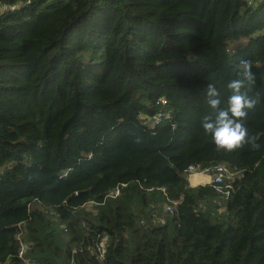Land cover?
<instances>
[{
    "label": "trees",
    "instance_id": "trees-1",
    "mask_svg": "<svg viewBox=\"0 0 264 264\" xmlns=\"http://www.w3.org/2000/svg\"><path fill=\"white\" fill-rule=\"evenodd\" d=\"M241 60L258 147L226 151L206 88L226 108ZM220 163L227 196L190 185ZM21 230L36 264H264V0H0V264Z\"/></svg>",
    "mask_w": 264,
    "mask_h": 264
},
{
    "label": "clouds",
    "instance_id": "clouds-1",
    "mask_svg": "<svg viewBox=\"0 0 264 264\" xmlns=\"http://www.w3.org/2000/svg\"><path fill=\"white\" fill-rule=\"evenodd\" d=\"M239 77L230 80L227 87L232 94L228 97L227 107L220 108L219 92L214 83L209 82L206 88L208 105L214 111L202 120V128L209 134L219 149L231 151L244 143H251L254 147L255 138L248 135L244 125L247 110L254 107L256 101L242 91L246 84L255 83V75L251 71L252 65L247 60H241L238 66ZM193 186V185H192ZM197 186V185H196Z\"/></svg>",
    "mask_w": 264,
    "mask_h": 264
},
{
    "label": "built area",
    "instance_id": "built-area-1",
    "mask_svg": "<svg viewBox=\"0 0 264 264\" xmlns=\"http://www.w3.org/2000/svg\"><path fill=\"white\" fill-rule=\"evenodd\" d=\"M28 4L29 1L25 2V4L23 3V6H26ZM17 8L18 4H13L9 7H6L7 10L11 11H14ZM158 103H162L165 105L167 101L165 99H161L158 101ZM168 118H170V113L168 111H159L151 117V126L155 127L156 125L162 123L165 119ZM185 173L188 175L190 185H193L191 183V179L194 176L199 175L202 179L198 182L199 184L203 183L202 181L207 179L208 182L206 184H214L219 190L225 193L226 196L232 191V189L234 188V182L240 175V172L238 170L232 168L231 166L225 163L213 164L206 167L198 164H190L185 169ZM126 185V183H123L115 187L113 190L109 191L107 197H117L121 193V189ZM160 189L162 190L165 196H168L165 187H160ZM176 204H178V201H171L168 199V201L164 204V210L173 213ZM19 227H21V224H19ZM17 240L19 242V250L17 256L20 258L23 264H36L32 259L26 257V251L28 249L29 243L24 240L22 230L18 233ZM104 248L105 242L103 239L98 245V251L101 257H103Z\"/></svg>",
    "mask_w": 264,
    "mask_h": 264
},
{
    "label": "crops",
    "instance_id": "crops-1",
    "mask_svg": "<svg viewBox=\"0 0 264 264\" xmlns=\"http://www.w3.org/2000/svg\"><path fill=\"white\" fill-rule=\"evenodd\" d=\"M198 180H202V179L201 178H198ZM202 182L203 183H201V184H199L198 182L196 184H194V182H193L192 184H193V186H196V185H204V184H206L208 182V180L206 179V180H203Z\"/></svg>",
    "mask_w": 264,
    "mask_h": 264
},
{
    "label": "bare ground",
    "instance_id": "bare-ground-1",
    "mask_svg": "<svg viewBox=\"0 0 264 264\" xmlns=\"http://www.w3.org/2000/svg\"><path fill=\"white\" fill-rule=\"evenodd\" d=\"M198 178H201V176H197L196 178H194L195 179V182L194 183H197V182H199L200 180H198Z\"/></svg>",
    "mask_w": 264,
    "mask_h": 264
},
{
    "label": "rangeland",
    "instance_id": "rangeland-1",
    "mask_svg": "<svg viewBox=\"0 0 264 264\" xmlns=\"http://www.w3.org/2000/svg\"><path fill=\"white\" fill-rule=\"evenodd\" d=\"M198 176V175H197ZM197 176H194L193 178H196ZM194 184H196V183H194Z\"/></svg>",
    "mask_w": 264,
    "mask_h": 264
}]
</instances>
